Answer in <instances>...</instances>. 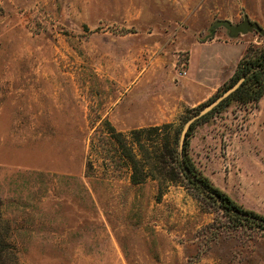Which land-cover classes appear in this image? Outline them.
Returning <instances> with one entry per match:
<instances>
[{
	"label": "rangeland",
	"instance_id": "1",
	"mask_svg": "<svg viewBox=\"0 0 264 264\" xmlns=\"http://www.w3.org/2000/svg\"><path fill=\"white\" fill-rule=\"evenodd\" d=\"M244 16L264 29V0H0L5 264H264V229L170 181L165 149L264 44L209 30ZM185 156L264 217V94L194 125Z\"/></svg>",
	"mask_w": 264,
	"mask_h": 264
},
{
	"label": "trees",
	"instance_id": "2",
	"mask_svg": "<svg viewBox=\"0 0 264 264\" xmlns=\"http://www.w3.org/2000/svg\"><path fill=\"white\" fill-rule=\"evenodd\" d=\"M240 77H243V81L234 92L222 100L210 112L200 117L190 125L188 131L186 132V137L183 143V157H180L178 149L179 132L176 130L172 131L173 134L170 147L168 142L169 140L167 136L165 137V141H167L165 143V149H167V153L172 156L174 155L176 158V160L171 163L170 169L168 171V177L170 181H176L179 179L180 175H183L187 181L194 188L198 189V191L203 196L215 201L217 205L223 210V212L229 215L235 226L241 223H248L249 225L264 229L263 216L243 209L222 190L212 186L205 176L196 173L193 165L185 156L188 136L194 125L205 120L211 113L217 111L231 100H236L243 103L257 102L262 97L264 94V44L261 46H250L246 49L245 53L242 55L236 65V69L232 75V82L234 83ZM171 127L172 124L165 123L159 126H151L147 129H135L132 130L131 134L135 137V139H139V136L142 132L147 131L150 134L157 135L159 131H162V129L167 130ZM10 249H12V247L7 242L3 234L0 233V264H5L3 260L5 254L10 253L14 255V252Z\"/></svg>",
	"mask_w": 264,
	"mask_h": 264
},
{
	"label": "water",
	"instance_id": "3",
	"mask_svg": "<svg viewBox=\"0 0 264 264\" xmlns=\"http://www.w3.org/2000/svg\"><path fill=\"white\" fill-rule=\"evenodd\" d=\"M219 26L224 27L227 30L228 35L230 37H235L239 34H245L251 31H255L259 33L261 36H264V29L261 28L257 23L249 21L246 16H244L243 20L238 24H232L227 20H216L212 22V24L209 26V30L214 31V29ZM242 81H243V77L237 79L234 83H232L229 87H227L222 93H220L217 97H215L213 100H211L206 105H204L196 114H194L185 121L181 129L179 135V141H178V149H179L180 157L182 156V149H183L184 139L186 137V132L188 131L190 125L200 117L210 112L222 100L227 98L232 92H234L238 88V86L241 84Z\"/></svg>",
	"mask_w": 264,
	"mask_h": 264
},
{
	"label": "crops",
	"instance_id": "4",
	"mask_svg": "<svg viewBox=\"0 0 264 264\" xmlns=\"http://www.w3.org/2000/svg\"><path fill=\"white\" fill-rule=\"evenodd\" d=\"M216 47H222V48L224 47L227 50L234 49L235 47L238 48L236 43H231V42H225V43L216 42L212 45V48H216Z\"/></svg>",
	"mask_w": 264,
	"mask_h": 264
}]
</instances>
